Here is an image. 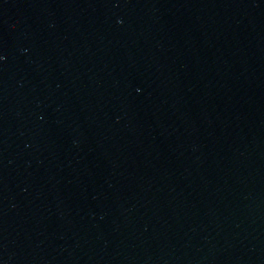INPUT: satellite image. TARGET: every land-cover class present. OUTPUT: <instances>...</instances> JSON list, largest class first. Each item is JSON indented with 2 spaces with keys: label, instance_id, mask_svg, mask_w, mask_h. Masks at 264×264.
<instances>
[{
  "label": "water",
  "instance_id": "water-1",
  "mask_svg": "<svg viewBox=\"0 0 264 264\" xmlns=\"http://www.w3.org/2000/svg\"><path fill=\"white\" fill-rule=\"evenodd\" d=\"M0 264H264V0H0Z\"/></svg>",
  "mask_w": 264,
  "mask_h": 264
}]
</instances>
